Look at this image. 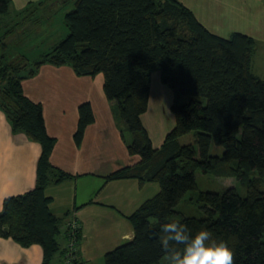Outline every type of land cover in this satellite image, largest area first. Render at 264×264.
<instances>
[{
	"label": "trees",
	"instance_id": "obj_1",
	"mask_svg": "<svg viewBox=\"0 0 264 264\" xmlns=\"http://www.w3.org/2000/svg\"><path fill=\"white\" fill-rule=\"evenodd\" d=\"M66 36L50 52L30 64L22 55H9L12 45L33 28L36 13L69 2ZM11 0H0V19ZM16 18L0 23V110L13 133H24L41 146L35 186L4 198L0 209V237L23 247L40 245L42 264L67 251L76 222L55 215L49 184L72 175L54 167L50 155L56 139L46 130L43 107L24 95L22 81L33 77L42 64L67 65L78 76L103 75V91L122 122V139L129 155L139 160L108 176V180L135 179L140 186L156 183L158 191L126 218L131 240L104 255V264H160L164 252L160 226L179 220L194 233L202 228L234 249V264H264V80L252 69L257 42L242 33L218 36L201 24L179 0H40L26 6ZM15 20V21H14ZM8 24L9 27H8ZM16 31L20 35L10 40ZM25 31V32H24ZM9 38V39H8ZM173 93L174 127L156 148L141 116L146 113L151 74ZM94 122L92 106L78 107L73 138L80 146L86 127ZM195 131L194 141L179 138ZM222 147L220 154L211 145ZM215 177H233L246 183V194L229 187L222 192L200 191L196 171ZM189 192H196L200 217L178 209ZM66 233L61 249L60 236ZM66 250V251H65ZM71 264H82L75 257ZM163 264H167L165 261Z\"/></svg>",
	"mask_w": 264,
	"mask_h": 264
},
{
	"label": "crops",
	"instance_id": "obj_2",
	"mask_svg": "<svg viewBox=\"0 0 264 264\" xmlns=\"http://www.w3.org/2000/svg\"><path fill=\"white\" fill-rule=\"evenodd\" d=\"M39 1L11 0L9 11L18 13ZM179 2L218 36L228 37L239 32L253 38L257 49L252 69L264 80V0ZM103 82L100 73L94 77L78 76L67 65L51 64H42L33 77L22 81L24 95L42 104L46 130L56 139L50 163L72 175L60 183L49 184L46 194L52 197L50 207L55 215L66 214L64 222H79L76 260L82 264H104L106 252L131 240L133 229L126 216L159 189L154 183L140 186L135 179H106L109 174L136 163L139 157L127 152L123 140H128V136L122 139L123 124L104 95ZM151 98L150 90V102ZM83 102L91 104L94 122L86 127L82 143L77 146L73 135L78 123V107ZM144 115L141 119L145 125ZM40 153L39 143L24 133L12 132L0 110V209L4 198L35 186ZM61 187L63 191L53 190ZM61 234L63 249L66 233L63 230ZM42 260L40 245L23 247L11 238L0 237V264H42ZM62 261L60 251L53 262L63 264Z\"/></svg>",
	"mask_w": 264,
	"mask_h": 264
},
{
	"label": "rangeland",
	"instance_id": "obj_3",
	"mask_svg": "<svg viewBox=\"0 0 264 264\" xmlns=\"http://www.w3.org/2000/svg\"><path fill=\"white\" fill-rule=\"evenodd\" d=\"M71 8L72 4L69 1L62 6L57 5L56 3L54 7H48L45 10L38 11L32 24H27L28 28L33 29L20 39L16 45H12L9 55L22 54L26 56L29 59L30 64H32L43 54L50 52L54 45H56L67 34L64 18L65 13ZM16 14L17 13L15 12L8 11V14L3 15L0 20L7 18L18 19ZM0 23L4 24L2 21ZM9 25L10 24H8V27ZM16 33L18 34L16 35L14 33L11 35L10 40L13 41L20 35L19 31H16ZM151 94L152 102L149 100V108L143 119L145 125L148 127H146V129L153 139L152 144L158 143V147H160L165 140L166 134L175 125V117L171 110L173 93L169 86L162 83L160 71H153L151 74ZM195 133V131H190L183 135L179 138L180 143H192L194 141ZM125 134L126 136H129L128 132ZM153 146L158 148L154 144ZM210 152L212 154H220L222 152V147L212 143ZM195 175L197 188L200 191L222 192L229 187H233L238 190L240 195L243 196L246 194V183L233 177H215L211 174L203 173L200 169L196 171ZM155 186L158 187L157 184ZM53 190L58 192L63 191V188L61 187L59 190ZM196 197V192H189L178 206V209L184 212L185 215L200 217L202 211L200 209V204L197 203ZM61 199L63 200L62 196ZM164 262L165 259H163L160 264H163Z\"/></svg>",
	"mask_w": 264,
	"mask_h": 264
},
{
	"label": "clouds",
	"instance_id": "obj_4",
	"mask_svg": "<svg viewBox=\"0 0 264 264\" xmlns=\"http://www.w3.org/2000/svg\"><path fill=\"white\" fill-rule=\"evenodd\" d=\"M160 233L167 264H234V249L209 229L192 233L179 220H169L160 226Z\"/></svg>",
	"mask_w": 264,
	"mask_h": 264
},
{
	"label": "built area",
	"instance_id": "obj_5",
	"mask_svg": "<svg viewBox=\"0 0 264 264\" xmlns=\"http://www.w3.org/2000/svg\"><path fill=\"white\" fill-rule=\"evenodd\" d=\"M71 227H72V230L71 231V237H70V242L68 243V246H67V251L64 253V257L63 259H65L66 261V264H71V260L74 259L75 257V250H76V237H73V235H76V231H77V224L76 222H73L71 224Z\"/></svg>",
	"mask_w": 264,
	"mask_h": 264
}]
</instances>
